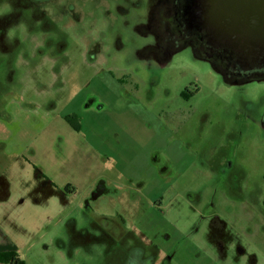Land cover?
Here are the masks:
<instances>
[{
  "label": "rangeland",
  "instance_id": "rangeland-1",
  "mask_svg": "<svg viewBox=\"0 0 264 264\" xmlns=\"http://www.w3.org/2000/svg\"><path fill=\"white\" fill-rule=\"evenodd\" d=\"M153 5L0 0V159L62 140L70 97L77 124L88 95L134 90L142 106L130 103V136L114 131L130 145L115 158L141 179L68 196L63 264H264V81L224 80L188 44L157 58Z\"/></svg>",
  "mask_w": 264,
  "mask_h": 264
},
{
  "label": "crops",
  "instance_id": "crops-1",
  "mask_svg": "<svg viewBox=\"0 0 264 264\" xmlns=\"http://www.w3.org/2000/svg\"><path fill=\"white\" fill-rule=\"evenodd\" d=\"M129 91L112 99L88 95L87 112L80 103L81 117L78 115L76 119L78 130L70 128L63 116L75 100L72 96L65 100L63 114L56 113L64 125L63 139L55 142L57 144L39 149L31 142L25 145L31 150L29 156L16 154L10 147L1 151L0 254L15 253L24 264H49L51 255L57 263L68 262L69 256L63 253V213H66L64 217L73 213L65 210L68 196H75L79 204L87 193H92L93 198H109L115 177L120 176L119 179L129 183L141 179L136 174L134 178L131 173L124 174L129 167L125 154L115 158L120 147L125 149L130 145L114 131L120 126L122 133L130 136L132 125L125 120L134 109L130 103L138 102L142 106L135 91ZM72 107L75 108L74 104ZM70 112L73 114L72 108ZM85 114H88L86 118ZM119 118L124 123H118ZM120 161L124 165L122 170L118 169ZM67 170L74 172L76 188L66 183ZM21 171L24 172L20 174ZM71 222L76 223L75 219ZM103 228L108 229L107 232L114 229L109 228V224Z\"/></svg>",
  "mask_w": 264,
  "mask_h": 264
},
{
  "label": "flooded vegetation",
  "instance_id": "flooded-vegetation-1",
  "mask_svg": "<svg viewBox=\"0 0 264 264\" xmlns=\"http://www.w3.org/2000/svg\"><path fill=\"white\" fill-rule=\"evenodd\" d=\"M153 6L157 58L188 44L224 80L264 81V0H154Z\"/></svg>",
  "mask_w": 264,
  "mask_h": 264
},
{
  "label": "trees",
  "instance_id": "trees-1",
  "mask_svg": "<svg viewBox=\"0 0 264 264\" xmlns=\"http://www.w3.org/2000/svg\"><path fill=\"white\" fill-rule=\"evenodd\" d=\"M65 122L72 128L73 130H78L77 124H74L73 115L65 116ZM0 263L1 264H24L23 261L19 258V256L15 253H2L0 254Z\"/></svg>",
  "mask_w": 264,
  "mask_h": 264
}]
</instances>
